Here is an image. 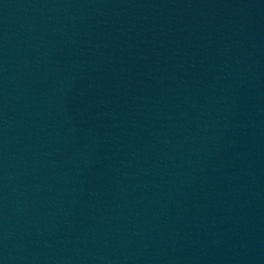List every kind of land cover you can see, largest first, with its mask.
Returning <instances> with one entry per match:
<instances>
[{
    "label": "water",
    "instance_id": "obj_1",
    "mask_svg": "<svg viewBox=\"0 0 264 264\" xmlns=\"http://www.w3.org/2000/svg\"><path fill=\"white\" fill-rule=\"evenodd\" d=\"M264 172V0H0V264H214Z\"/></svg>",
    "mask_w": 264,
    "mask_h": 264
}]
</instances>
